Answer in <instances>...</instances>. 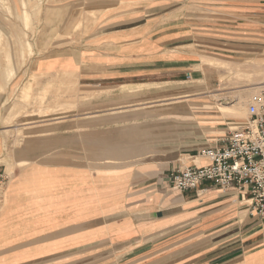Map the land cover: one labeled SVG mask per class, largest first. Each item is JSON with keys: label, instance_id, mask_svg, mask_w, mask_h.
<instances>
[{"label": "crops", "instance_id": "1", "mask_svg": "<svg viewBox=\"0 0 264 264\" xmlns=\"http://www.w3.org/2000/svg\"><path fill=\"white\" fill-rule=\"evenodd\" d=\"M182 1L197 12H179ZM90 12L88 35L35 66L88 87V120L74 122L68 146L61 137L53 151L19 153L28 165L0 194V264H83L138 238L164 244L152 264H264V221L234 191L163 185L179 166L207 164L199 151L244 125L264 84L250 69L264 49V0H99ZM198 68L204 89L178 86ZM83 150L127 163L83 169Z\"/></svg>", "mask_w": 264, "mask_h": 264}, {"label": "rangeland", "instance_id": "2", "mask_svg": "<svg viewBox=\"0 0 264 264\" xmlns=\"http://www.w3.org/2000/svg\"><path fill=\"white\" fill-rule=\"evenodd\" d=\"M98 1L0 0V126L7 137L0 157V194L8 178L28 165L17 163L19 153L53 151L61 137L66 141L63 144L68 146L74 122L88 120V113L83 111L90 105L92 93L88 87L77 85L74 79L59 80L35 74V66L39 58L88 35L97 21L95 13L90 12L91 4ZM191 3L187 6L186 1L179 2V12L192 9L197 12L198 5ZM261 51L250 69L264 83V49ZM199 68L192 79L178 86L195 91L204 89ZM241 109L237 115L243 119L245 110ZM82 135H87L88 140V130ZM82 156L83 160L76 163L87 170L127 163L91 161L86 159L89 154L85 150ZM163 246L160 241L149 242L142 238L114 243L108 247L113 248L112 257L110 253L109 257L102 253L97 258H86L83 264H152L154 251ZM91 247L96 245L83 248ZM142 253L148 255L143 257ZM134 254H139V258Z\"/></svg>", "mask_w": 264, "mask_h": 264}, {"label": "built area", "instance_id": "3", "mask_svg": "<svg viewBox=\"0 0 264 264\" xmlns=\"http://www.w3.org/2000/svg\"><path fill=\"white\" fill-rule=\"evenodd\" d=\"M247 114L244 125L231 131L223 145L199 151L207 164L179 166L163 177L165 188L198 192L208 182L234 191L248 216L264 221V85L250 96Z\"/></svg>", "mask_w": 264, "mask_h": 264}, {"label": "bare ground", "instance_id": "4", "mask_svg": "<svg viewBox=\"0 0 264 264\" xmlns=\"http://www.w3.org/2000/svg\"><path fill=\"white\" fill-rule=\"evenodd\" d=\"M263 85H264V84H263ZM263 85H262V86H263Z\"/></svg>", "mask_w": 264, "mask_h": 264}]
</instances>
